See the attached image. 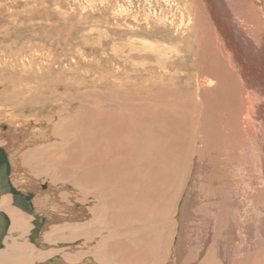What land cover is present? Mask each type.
<instances>
[{
    "label": "bare ground",
    "instance_id": "bare-ground-1",
    "mask_svg": "<svg viewBox=\"0 0 264 264\" xmlns=\"http://www.w3.org/2000/svg\"><path fill=\"white\" fill-rule=\"evenodd\" d=\"M154 1L157 13L155 18L152 16V32L140 26L136 30L141 37H151L154 44L143 43L137 49L131 43L128 52L122 55L125 65L120 75L112 72L103 81L105 91L116 92L115 97L104 100L99 96L101 107L93 109L90 104H94L95 98L83 94L87 96L83 100L78 93L79 88L91 89L90 82L85 77H70L66 69L70 67L58 66V76L69 74L68 101L82 103L64 109L62 118L72 116L74 129L81 134L72 127L62 129L49 121L34 137L43 144L53 141L46 145L58 148L54 155L62 153L59 157L70 168L65 180L78 191L75 193L71 188L73 192H69L79 207L77 213L87 212L79 206L86 203L87 197L92 202L89 213L92 215L96 210L88 219L91 224L95 222L94 216L101 215L100 227L118 230L122 235L125 203L127 199L136 203L133 190L128 189L129 185L134 186L132 175L127 174L129 162L143 158L150 166L154 162L156 172L167 171L169 176L165 179L170 180V187L166 184V188H171L168 195L173 201L177 202L180 191L186 193L175 223L181 226L175 250L179 258L182 252L184 260H188L186 264H264V0H165L169 5L165 12L158 10V0ZM45 62H48L45 67L38 61L29 63L27 68L32 75L23 79L27 85L21 83L19 89L13 90L16 101L22 102L24 96L33 101L44 90V82L50 81L54 72L49 64L52 59ZM61 103L59 99L53 107ZM126 120L135 122V126L126 125ZM5 122L11 126L21 124L12 117H6ZM22 125L21 131L17 128L20 136L27 126ZM68 131L72 135L74 132V140L68 141ZM140 138L147 142L136 143ZM55 140H66L67 144L58 145ZM23 147L17 150L20 152ZM0 149L6 153L11 186L23 195L30 194L33 213L44 222V216H39L34 207V194L24 193L12 184L8 152ZM150 169L147 171L151 172ZM155 182L152 183L156 185ZM144 184L137 181L135 186L140 188ZM148 186L138 192L142 195L138 208H145L147 198L151 200L147 196ZM59 191L54 190L51 207L59 208L67 200L63 194L57 195ZM48 194H35L37 203L41 201L42 206L43 200L50 205ZM11 201L12 194L0 195V212L8 220L0 256L6 258L16 248L18 254L12 261L30 264L25 255L36 249L29 243L41 244H37V239L43 222L31 242L35 217L12 207ZM97 210L102 212L97 214ZM57 217L60 223L66 220L61 215ZM28 231L29 235L24 237ZM118 242L123 250L125 243ZM113 249L106 248L105 253L111 256ZM113 261L120 263L121 258L114 255L109 262Z\"/></svg>",
    "mask_w": 264,
    "mask_h": 264
},
{
    "label": "rangeland",
    "instance_id": "rangeland-1",
    "mask_svg": "<svg viewBox=\"0 0 264 264\" xmlns=\"http://www.w3.org/2000/svg\"><path fill=\"white\" fill-rule=\"evenodd\" d=\"M157 5L158 10L161 8L164 12L169 8L168 2L165 0H158ZM155 7L157 6L154 0H0V147L5 148L8 152L12 184H15L17 186L15 188L24 193L34 194L33 203L36 212L45 218L39 231V239H37V244H41H31L26 239L29 245L36 248L25 255L30 264H43L46 260L52 259L53 256L60 257L59 263L61 264H88V262L89 264H186V261L188 263V260H184L182 252L180 258L175 254L181 233V226L175 223H178L186 193L180 191L177 202L173 201L171 194H169L171 197L168 195L171 188H166L170 183V180L165 179L169 176L166 170L156 172L154 162L150 166L151 163L143 158L137 157L129 162L131 166L128 167L127 174L130 172L132 175L134 186L129 185L128 189L133 190L132 196H135L136 203L127 199L121 223L124 232L119 235L118 230L112 231L100 227L99 223L103 221L101 215L99 217L94 216V224L88 221L96 212L94 210L91 215L88 211L89 207L92 206L90 197H87L84 205L79 204L80 207H84L82 211L87 210L88 213L83 212L87 215L84 216L82 213V216L80 215L81 212L77 213L79 207L73 203V194L71 196L69 193L73 192V188L65 180L66 172L70 168L65 164L63 158L59 157L62 153L60 152L58 156L54 155L56 151L59 152L55 149L57 147L52 148L46 145L54 143L53 141L43 144L39 138L34 137L35 132L42 131L49 121L58 124V127L62 129L66 127L75 128L74 119L71 120L72 116L67 115L66 120L64 117L62 118L65 116L63 110L70 106L76 108L82 103L78 100L68 101L66 87L68 88L69 81L67 78L69 74L64 73L58 76V66L60 68L68 66L70 68L66 69L67 72H70V77H85L90 82L91 89L79 88L78 93L81 94L80 99L83 98V100L88 95L90 98H95L94 104L89 103L94 106L93 109L101 107L99 96H103L102 99L104 100L115 97L113 95L116 92L105 91L103 81L109 79L112 72L120 75V70L123 68V64L125 65L122 55L128 52L131 43H135L134 48L137 49L142 48L141 44L143 43L154 44L151 37H141L136 30L140 26L152 32L151 22L155 18L154 14L157 13H154ZM113 48L117 51H113ZM51 59L52 63L49 64L54 72L49 77L50 81L44 82V90L38 92L33 101H29L28 98L25 99V96L23 97L24 102L16 101L13 90L19 89L23 79L32 75L27 68L29 63L32 60L38 61L45 67L48 63L45 61ZM53 63L56 64L53 65ZM76 63L79 65L78 67L75 66ZM23 84L27 85L28 82ZM29 84L30 86H37L35 83ZM83 94H87V96ZM59 99L62 103L58 109V107L53 106H56ZM83 105L86 103L84 102ZM60 109L62 111L56 113ZM4 117H12L14 120H19L23 124L22 126L27 125L23 127L25 132L23 136H20L21 134L18 132L21 131V124L11 126L5 122ZM81 117L82 115L79 118ZM128 121L126 120V125L135 126V122ZM61 122L62 124H59ZM29 124L32 126L30 127ZM74 131L78 133L76 129ZM8 133L11 137L8 135L5 140L4 138ZM66 134L68 141L75 139L74 132L73 135L71 131ZM15 135L16 138H13L12 136ZM137 141L136 143L147 142L142 138ZM66 142V140L64 142L55 140L57 144H67ZM22 145L24 147L19 152L17 148ZM63 157L66 158L67 156ZM150 167L154 169H150L151 172L147 171ZM152 173H155L153 174L154 177L151 176ZM71 175H75V173H71ZM161 177L167 182L165 183ZM137 181L143 182V184L147 181L144 184L145 187L150 185L146 188L148 192L145 190L147 196L150 195L151 198L149 199L151 200L154 198V201L147 198L146 203L148 205L144 204L145 208H138V200L142 196L138 192H143L145 187L142 185L140 188H136ZM155 181L158 182L157 186L152 183ZM53 189L61 190L57 195L60 197L63 194V199H67L64 204L61 201L56 203L58 205L61 203L59 208L55 205L51 207ZM73 190L75 193L78 192L76 189ZM39 192L49 193L46 198L51 201V204L47 201L50 205H45L43 200L42 206L41 201L37 203L35 194ZM153 195H156V198ZM11 206L16 208L12 201ZM43 206H47V208L42 209ZM69 210L71 213L68 212ZM22 212L31 216L24 211ZM101 212L97 210V214ZM59 215L66 220L60 223L57 217ZM71 216L73 220H71ZM117 223L120 222L117 221ZM63 224L68 226L64 227ZM31 226L33 229V225ZM28 235L29 231L24 237ZM120 236L121 239H119ZM120 240L125 243L123 250L121 245L117 244ZM180 246L183 250L182 244ZM110 247L114 248L111 256L105 253L106 248ZM3 250L4 247L0 249V252ZM9 254L10 256L6 258H3L5 255L0 256L2 258L0 264H18L12 261L13 257L18 254L16 248H12ZM114 255L121 258L120 263L109 262Z\"/></svg>",
    "mask_w": 264,
    "mask_h": 264
},
{
    "label": "water",
    "instance_id": "water-1",
    "mask_svg": "<svg viewBox=\"0 0 264 264\" xmlns=\"http://www.w3.org/2000/svg\"><path fill=\"white\" fill-rule=\"evenodd\" d=\"M6 158H7L6 153L2 151V149H0V195L3 193L12 194L13 195V203H12L13 206L35 217V222L33 223L35 228L31 232V236L29 237V240L32 242V241H35V238L38 233V229L44 219L35 216V214L33 213V208L30 203V200H31L30 194H28L27 196L23 195L20 192L16 191L11 186L8 180V177H7L9 173V166L7 164ZM4 167H6V171ZM7 227H8V220L6 216L2 212H0V247L2 245L3 238L6 234ZM58 259H59L58 257H54L52 259L45 261L43 264H59L58 262H56Z\"/></svg>",
    "mask_w": 264,
    "mask_h": 264
}]
</instances>
